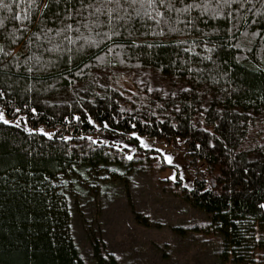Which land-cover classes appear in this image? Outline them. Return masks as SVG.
Masks as SVG:
<instances>
[{
  "label": "trees",
  "instance_id": "obj_1",
  "mask_svg": "<svg viewBox=\"0 0 264 264\" xmlns=\"http://www.w3.org/2000/svg\"><path fill=\"white\" fill-rule=\"evenodd\" d=\"M3 2L12 5L11 12L0 5V19L9 18L7 33L20 27L10 18L26 5ZM193 2L201 0H184ZM253 3L264 12L260 0ZM68 6L78 8V0ZM64 7L63 2L51 6L45 17L49 27L60 25L55 13ZM241 15L244 19L210 20L193 9L166 13L167 23L162 20L159 26L137 19L128 25L132 38L119 29L124 34L114 43L77 51L85 44L81 39L70 46V54L45 52L35 44L26 50L30 33H17L23 40L5 51L23 52L22 67L17 70L13 57L0 55V111L11 119L23 117L19 127L0 121V264H126L119 255L104 252L100 240L93 242L92 260L84 258L71 234L64 183L83 170L146 168L160 176L172 167L155 150L142 147L133 133L167 144L181 142L188 165H206L207 174L196 173L192 187H185L180 176L160 178L166 189L211 214L175 229L217 237V255L226 264H264V209L259 207L264 203V15ZM37 23L34 19L25 26L36 32ZM161 30L164 35H153ZM256 31L262 36H249L251 43L240 36ZM80 32L89 36L83 27ZM131 39L138 47L131 46ZM202 41L215 50L208 53ZM0 43H7L2 35ZM108 47L114 51L107 53ZM33 54L47 66L29 74L23 61ZM208 55L211 60L203 59ZM119 74L130 77L131 89L118 86ZM258 124L262 129L254 133ZM42 125L54 130L51 138L38 130ZM94 135L119 136L128 148L92 143ZM132 148L134 158L128 160ZM153 247L161 253L154 264H177L167 244Z\"/></svg>",
  "mask_w": 264,
  "mask_h": 264
},
{
  "label": "rangeland",
  "instance_id": "obj_2",
  "mask_svg": "<svg viewBox=\"0 0 264 264\" xmlns=\"http://www.w3.org/2000/svg\"><path fill=\"white\" fill-rule=\"evenodd\" d=\"M117 78L118 86L131 89L132 81L128 75L119 74ZM3 113L8 121L20 123L23 120L21 116L11 119ZM40 129L54 132L43 125L38 127ZM253 129L257 133L262 125H254ZM137 136L148 142L149 148L166 162L168 156L172 157V167L164 169L160 176L146 168L83 170L64 183L71 215V234L84 258L92 260L93 242L100 240L104 252L119 255L126 264L132 260H136V264L159 263L161 253L153 247L154 243L167 244L172 252L171 260L177 264H226L217 255L220 244L217 237L192 231L183 234L175 229L208 220L211 214L161 184V176H180L184 185L192 187L196 173L207 174L206 165L202 162L188 165L181 142L173 145L156 137ZM93 137L98 142L115 143L119 147L126 143L119 136ZM133 152L134 148L129 155Z\"/></svg>",
  "mask_w": 264,
  "mask_h": 264
},
{
  "label": "snow or ice",
  "instance_id": "obj_3",
  "mask_svg": "<svg viewBox=\"0 0 264 264\" xmlns=\"http://www.w3.org/2000/svg\"><path fill=\"white\" fill-rule=\"evenodd\" d=\"M64 3L65 7L63 12H56L55 16L60 21L58 27H49L48 21L45 19L47 12L50 10L52 5L59 7L61 3ZM262 7H264V0H260ZM72 3V0H19V3L16 4L17 7L21 5H26L20 13L14 14L10 19L20 23L19 28H15L11 32L5 33L3 30L6 28L5 21L9 19L5 17L0 19V35L3 36V39L7 43H0V55L3 57H13L16 63L13 65L17 70L22 67L20 56H23L24 53H20V56H17L14 51H5L6 47L11 48L13 45H17L19 41L23 40V36L17 35V33H30L27 37V40L24 43L26 50L31 49L35 44L37 48H43L45 52H67L71 53V45L77 43V40L83 39L85 44H82L77 51L83 49L86 45L87 47H96L99 48L101 44L106 41H112L114 43L115 37H122L123 32L119 29H124L127 31L129 38L133 37V32L128 31V25L133 21L139 20H151L157 26L160 25L161 21L165 20L166 13L178 12V13H188L193 9L200 10L201 16H207L210 20H224V21H234L237 18L244 19L241 15L243 12H249L253 15H264V12L255 8L253 0H201L200 3H184V0H180V3L184 6L177 8L173 0H78L79 7H69ZM0 5H2L8 11H12V5L4 3L3 0H0ZM42 5V6H41ZM251 5V7H249ZM34 19L38 21L37 28L38 31L31 32V29L25 26V22L32 24ZM70 21H75L74 24ZM55 23V21H53ZM191 23V21H188ZM253 24H256V21H252ZM81 27L86 29L89 33V36L85 37L83 33L80 32ZM107 28V31H101L103 28ZM236 25L233 24V28ZM169 31L175 32L176 29L173 27L169 28ZM218 31V29H217ZM228 32H232V28L227 29ZM72 33L77 34L76 38H73ZM153 35H164V32L161 30L159 32H154ZM207 35V34H205ZM235 37V34L233 33ZM243 39L248 40L249 43L252 42L256 37L262 36L260 31L256 32H244L240 34ZM249 36L252 40H249ZM59 38V42H57ZM49 45L44 47V43ZM66 42V43H65ZM184 43V41H181ZM196 42L193 41V44ZM204 43L206 51L212 53L215 49L207 47V41H202ZM131 46H137L135 39H131ZM151 47V45H148ZM236 48H241V43H236L234 45ZM114 49L112 47L107 48V53H112ZM185 52H192L193 49L190 47L184 48ZM251 51V48L248 49ZM199 55V53H195ZM119 55V53H117ZM71 55L68 56V59H71ZM101 62L104 61V57H97ZM203 59L211 60V55L203 57ZM35 61L34 64L30 63ZM2 63V61H0ZM123 63V60L119 61ZM23 66L25 67L27 73L31 74L35 71H39L42 67L47 65L41 62L40 57L33 55L27 56L23 61ZM115 67V65H112ZM85 67H89L86 65ZM8 68V64H4V69ZM79 75V73H77ZM148 91H152L151 88ZM184 91H189V89H184ZM2 94V93H0ZM175 95V94H173ZM19 111V109H17ZM35 111V109H33ZM179 111V109H177ZM76 119H79L77 117ZM0 121L5 124H9L10 121L5 119L4 113L0 111ZM19 127V123L16 125ZM105 128L108 127L107 124L104 125ZM135 127V125H133ZM43 135L52 137V133L45 132L43 129L39 130ZM133 136L140 141V145L144 148H149L150 145L148 142L140 138L133 133ZM83 138V137H81ZM64 139H71V137H65ZM89 140H92L91 137H88ZM92 143H97V141L92 140ZM119 148V145H116ZM124 148H128V145L125 144ZM157 151H160L157 149ZM128 160H132L133 155H127ZM167 163L171 164L172 157L168 156ZM115 171V169H113ZM247 171V170H245ZM175 179L176 177H171ZM183 177H181L182 179ZM66 183V182H65ZM187 187V185H184ZM259 207L264 209V203L260 204Z\"/></svg>",
  "mask_w": 264,
  "mask_h": 264
}]
</instances>
